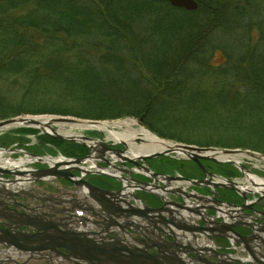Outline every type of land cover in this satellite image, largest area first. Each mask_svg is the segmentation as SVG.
I'll return each instance as SVG.
<instances>
[{"label":"trees","instance_id":"obj_1","mask_svg":"<svg viewBox=\"0 0 264 264\" xmlns=\"http://www.w3.org/2000/svg\"><path fill=\"white\" fill-rule=\"evenodd\" d=\"M197 1L198 9L188 11L168 0H0V120L135 116L161 137L248 148L264 127V56L234 38L253 24L255 45L264 49V28L257 19L249 29L244 20L234 28L223 19L256 18L251 2L235 0L229 12L230 0ZM239 39L251 44L247 34ZM216 50L225 57L219 65ZM198 72L213 85H191Z\"/></svg>","mask_w":264,"mask_h":264},{"label":"flooded vegetation","instance_id":"obj_2","mask_svg":"<svg viewBox=\"0 0 264 264\" xmlns=\"http://www.w3.org/2000/svg\"><path fill=\"white\" fill-rule=\"evenodd\" d=\"M58 130L60 131L59 128ZM3 132L4 131L0 132V134ZM13 133L24 134L26 132H6L8 140H13ZM72 134L78 135V133ZM84 135L92 139L101 140L86 134ZM40 137L41 138L37 139L36 142L32 143L40 150H33L31 149L32 147L25 148L23 145H18L16 140L13 141L14 143L11 142L12 144L8 146L0 147V149H4L0 150V169H7L8 167L1 159L8 160L15 157L14 159L23 160L26 157L23 153L24 151L35 154H49L50 151L53 150L58 152L59 155L62 154L63 156L70 157H86L90 154L89 148L81 143L57 140V138H49L47 135H41ZM16 138L20 139V137ZM51 139L63 143L59 144ZM106 144L109 149L107 151L109 156L113 154L110 151L121 149L114 147L111 142ZM74 145L84 146L86 148L85 152L78 150L80 154H71L75 153L77 150L72 149ZM17 146L19 147L17 148ZM55 155H57V153H55ZM171 160L179 161L180 165H177V163L173 165ZM99 162L103 168L108 169V172L109 170L113 171V173H115L114 176L118 174L121 179H118V176L109 178V176L88 173L81 178V181L85 183L89 181L105 190L106 193L115 195L113 200H117L118 192L122 189L124 182L130 184L133 182L130 180L132 178H137L144 182L152 180V176L133 175V165L128 164L123 166L115 159L113 160L114 163L112 164L130 171V173H128L111 168L105 161ZM146 162V167L148 163L151 169L153 167V170H150L152 174L156 173L159 176L160 174L177 176L175 174L178 173V176L182 178L193 180L191 183L183 180L177 185L178 187L180 186L179 189L182 191L183 198L176 195H172L171 198L172 200H178L181 204H184L186 210L190 206L197 210L199 215H195L194 219L199 228L207 235L211 236L212 239L216 240L215 251L206 250L204 255L205 262H198L197 264H215L221 260L229 261L231 264H264V188H260L258 191L244 190L242 189L243 185H241L243 181L234 180L236 178L231 174L225 173L222 168L223 165L224 167L230 165L238 168L242 173L240 167L211 159H201V164H199L194 160L188 159L184 155L175 157L171 154L150 158V160H146ZM32 164L35 168H44L46 166L37 162H33ZM246 169L248 170L247 172H250L248 168ZM74 173L78 174V171H74ZM218 173L224 175H219ZM242 175L245 176L243 173ZM2 176L3 179H5V176L9 175L4 174ZM232 183L236 184L238 188L245 193L241 194L236 192L231 186ZM0 184H3L1 179ZM135 184L137 185V183ZM35 188H39L42 191L35 190ZM76 189V186L67 180H45L33 183L30 187L21 190L22 193L29 196V199H11V191L3 185L0 186V230L9 229L10 231H17L18 234L20 233L18 236L22 237H39V240L41 237L44 238L37 243L34 242L35 244H32L30 248H26L24 245L29 242L25 241L24 238L22 240H17L18 244L21 246L16 244L13 245L9 243V238H5L4 232L0 233V264H106L108 260H111V256H107L106 254L88 255V253H85L86 247L89 246L85 239L75 244L61 237H56L58 231L55 229H59V233L68 234L71 231L76 233L72 229L74 228L72 227V223L54 222V218L58 214V211H64L56 205V200L54 198L58 197L61 201L63 198L65 201L69 200L80 195V192H76ZM45 192L51 194H45ZM57 192H61L63 196L68 198L58 196ZM135 192L147 205H159V203L154 202L155 198L150 194L138 189ZM42 199H45L46 202H43ZM11 207H16L17 209H12ZM99 212H101V210H99ZM73 215V213H70L69 218ZM23 219L28 220L29 225H22L21 221ZM79 224V222H76L75 228L78 227ZM58 225L59 227H57ZM146 228L155 229L153 225L149 224ZM224 230H226V232ZM81 232L85 233L84 230H80L78 234H82ZM48 236H52V238ZM224 236L227 237L228 240H226ZM246 237L250 238L252 244L250 242H248V244L246 243L247 240L244 239ZM103 238V236L96 237L94 245L98 250L106 249L107 246H109L108 244L114 243V241L111 242ZM142 241H145L144 243L146 244L150 243L145 239ZM65 243L68 245L66 246ZM114 245H118V247L121 246H119L117 242L114 243ZM254 245L257 247V251L254 249L250 250L249 255L251 258L248 259L247 251ZM78 246L79 249L77 248ZM150 251L152 253L157 252L153 249ZM191 256L196 258L197 254L192 253Z\"/></svg>","mask_w":264,"mask_h":264},{"label":"water","instance_id":"obj_3","mask_svg":"<svg viewBox=\"0 0 264 264\" xmlns=\"http://www.w3.org/2000/svg\"><path fill=\"white\" fill-rule=\"evenodd\" d=\"M169 2L175 7L186 8L188 10H196L199 7V3L197 0H169ZM82 121L83 120H78L77 118H74V117L54 116L51 120V123L46 124L47 127L51 128V130L53 131L52 133H50L47 130V128L42 127L40 125L41 123L36 118L21 116V117H14V118L0 121V132H2L3 130L4 131L10 130L11 128H16V127H34V128L42 127L41 128L42 134L52 135L54 138H57L59 140L73 141V142H78L83 145H86L90 150V154L88 156L90 160L93 158H96L98 160L101 159L105 161L106 163H108L113 169L130 173V171L124 168H121V167H117L115 164H112L114 163L113 162L114 159L118 161L119 163H121L123 166L126 165V161H127V162L132 163L134 168L138 170L148 171L151 174L150 170L146 168V166L141 165L137 162V160L139 159L129 157L125 154V151L128 149V145L126 144L125 141H120V143H122L125 146L124 150L120 149V150L110 151L115 155L113 157H112L113 154L109 156L111 159H113L111 160L105 157V154L107 153L109 149L107 148L106 146L107 142L104 139L96 140V139L89 138L85 136L84 134H80V135L64 134L63 135L62 133H59L60 131L58 132L56 128L52 126L53 125L52 123H77V122H82ZM87 121L90 123L100 122V121H94V120H87ZM174 146L177 150L182 152L181 155H184L188 159L194 160L199 164H201L200 162L201 159H211L217 162L230 163V164H234L240 167L244 175H246L248 170L246 169V167L244 166L242 162L238 163L237 161H235L234 159L230 157L228 159H220L217 154L223 153L226 155H233V154H237L240 152H246L251 155H256L255 152H252L250 150L244 151V150H239V149L201 147V146H195V145L185 144V143H174ZM0 150H4V149H0ZM175 152L174 150L169 149L164 152H154L151 154L149 153L143 156L141 160L146 161L148 158H155V157H159L162 155L163 156L169 155ZM23 153L27 157L36 158L33 160L46 161L48 163V168L45 170H42L41 172H34L30 170L27 171L21 167H15L12 169H0V174H7L13 177V179L9 180V182H20L21 181L23 183H26L30 181V179L32 178H36L40 180L42 179L41 176H53V177H59V178H66L70 180V174L69 173L63 174L61 172L62 171L61 169L63 168H60L59 166L60 165H71L72 168H68L70 170L69 172H72V171L81 172L83 170L77 166H74V163L80 162L83 159H87V158H83V159L79 158L76 160V159H69V158L66 159L64 157L61 160L60 159H46L43 156H38L30 152L24 151ZM112 172L113 171L110 172V175L112 177L118 176V174H116L117 176H114V173ZM152 175H153V178H155V180H158V176H159L158 174L154 173ZM33 176H36V177H33ZM17 177H20V178H17ZM162 178L165 179L166 181H164L161 186L155 185L154 187L156 189L160 188L162 191H165L167 193L179 195L180 197H182L183 195L181 193L182 191L179 189L180 186L179 187L173 186L171 181L174 179H179L182 181L186 180L188 182H191V181L193 182V180H187L180 176L162 175ZM118 179H121V177L118 176ZM130 180L133 182L130 184H127L126 182H124L122 189L118 192L117 200H113L112 205L114 207L110 206V208H108V216L110 218H113L114 216L121 218L125 214V218H128V219L130 218L133 219L135 215L139 216L142 219V225L144 227V231L141 233L143 234V237H146L145 240L150 242L149 244L144 243L145 241H142L143 238H139L138 241L140 242L142 241V243L144 244L140 247H133V246L128 247L126 245H121L120 243L125 244V242L121 240V237L113 238L111 236L112 230H109V229H105L104 230L105 232H101V234L99 233L98 235L103 236L104 237L103 239L105 240L107 239L108 241H111V242L114 241V243L117 242L119 246L121 245L120 247L112 248L110 246H107V249L98 250L97 247L94 245V243L96 242V237H95L96 235L92 234L93 232H85V233L81 232L82 234H78V233H74L71 231L70 233L65 234V233H59V229H55L58 231V235L56 237H61L65 239L66 241L73 242L75 244L85 239L89 245L88 247H86L85 253H88V255H94V254H100V253L104 255L106 254L107 256H111L110 257L111 259L115 260L117 263H120V264H125V263L126 264H187L190 260H193L190 262H195V263L205 262L204 255H205V251L208 250V248L197 249L196 247H194V245H192L189 239L186 241H182L179 234H176L175 232L176 228H182L184 232L189 231L190 232L189 235L194 236V230H196V228L182 224L180 220L177 219L175 211H173L171 208H168L166 206L167 202L165 201L164 196H162L159 192L150 191L149 189L146 188V185H150L149 183L141 182L138 179H134V178ZM135 183H137V185ZM231 186L236 192H239L241 194L245 193L241 191L236 184L232 183ZM137 189L138 190L140 189L148 190L149 192H152L159 198L163 199V201L165 202V205L160 208L152 207L147 204L143 205L142 207L136 206L135 204L131 203L132 199L135 200L137 203L141 202L144 204V201L135 192ZM13 195L21 196L22 193L16 192ZM126 196L130 197V199L126 200L124 198ZM168 203L172 204L176 208H180L181 210L186 209L184 207V204H180L179 202L170 201ZM116 205L117 207H115ZM178 213L180 214V211ZM155 214H158L160 217H162L160 222L156 221ZM172 217L174 218V220L172 219ZM28 223L29 221L27 220H22L21 222V224H24V225ZM148 224L153 225L155 229L146 228ZM118 226L119 228H121L123 232H127L130 228H132V222L126 220V224L119 223ZM224 231L226 232V230ZM102 233H106V234H102ZM113 233L117 234L116 230H114ZM90 234H92V237L89 238ZM5 236H4L5 238H8L6 234ZM182 236L186 237V234H183ZM48 237L52 238V236H48ZM23 238L25 241L29 242L24 245V247L26 248H30L32 244H35L34 242L37 243L41 239H44L41 237L39 240L38 239L39 237L29 238V236H26ZM244 239L247 240L246 243L248 242L252 243L250 241V238L246 237ZM17 240L19 239L17 238V236H15V238H13L12 241L10 240L8 241L9 243H14L13 245L15 244L19 245ZM114 243H110L108 245H114ZM65 244L66 246L68 245L67 243ZM77 248L79 249V246ZM149 249H156L158 252L157 254L154 255V254H151V252H149ZM192 253H196L197 257L196 258L192 257L191 256ZM221 261L215 264H230V262L226 260L222 262Z\"/></svg>","mask_w":264,"mask_h":264},{"label":"bare ground","instance_id":"obj_4","mask_svg":"<svg viewBox=\"0 0 264 264\" xmlns=\"http://www.w3.org/2000/svg\"><path fill=\"white\" fill-rule=\"evenodd\" d=\"M183 9L188 10L186 8H183ZM188 11H195V10H188ZM37 115H39V116H31L29 114H25V115H20L17 117H21V116L34 117L41 123L40 125L42 127L47 128V130L50 133H52L53 131L51 130V128L47 127L46 124L51 123V120L54 116H44L42 114H37ZM94 121H100V122L90 123L88 121L87 122L82 121V122H77V123H52L53 124L52 126L54 128H56V130L58 132H59V130H58V128H59L60 129L59 133H62L63 135L64 134L71 135L73 132H71L70 130L71 129L76 130L77 128L83 132L85 130H89V129L90 130L94 129V130L103 132L105 134L104 140L107 143H110L112 141H115L117 143H119L120 141H125L126 144L128 145V149L125 151V154L129 157L137 158L139 160H141V158H143V156H145L149 153L151 154L154 152H164V151L169 150V149L174 150V152L176 151L175 154L177 156L182 154L181 151H179L175 148L174 143H170V142L168 143L164 139H161L156 134H154L149 129H147L145 126H143L141 121H137L134 119L115 121V122H103L101 120H94ZM42 127H39V128L37 127V129L40 130V133L42 131L41 130ZM36 133H39V131L37 130ZM45 135L49 136V138H51V137L54 138L52 135H48V134H45ZM78 135H80V134L78 133ZM62 141H66V140H62ZM228 149H231V148H228ZM217 155L220 159H228L230 157V158L234 159L235 161H237L238 163L242 162L245 158H256L257 161H259L261 164L264 163V155H260L257 153H256V155H251V154H248L246 152H240V153L233 154V155H226L223 153H218ZM113 156H115V155L113 154L112 157ZM105 157L109 158V153H106ZM83 158H87V156L81 157L80 159H83ZM54 159H56V158H54ZM1 160L4 161L7 166L9 163L14 164V165L17 164L16 161H8L7 159H5V160L1 159ZM76 160H77V158H76ZM99 160L103 161L101 159H99ZM25 161H30V160L27 159ZM83 161H88V162L94 163L90 159H86V160L83 159L80 162L74 163V165L78 166ZM14 165H9V167L15 168ZM89 165H91V164H89ZM93 165H95V164H93ZM69 167H71V166H69ZM62 173L66 174V172H64V171H62ZM79 180H81V179H79ZM177 181H181V180L174 179V180H172V183H176ZM241 185H243V187L242 186L241 187L244 190L258 191L260 188H264V178L263 177L261 178L258 175L253 174L252 172H247L245 175L244 182L241 183ZM260 186H262V187H260ZM78 188H80V187H78ZM35 190H38L40 192L42 191L39 188H35ZM77 191L80 192V195L75 196V197H73L69 200H66V201L64 198L62 199V201L58 197L54 198L56 200V204L62 203V204H58V207H60L64 210V211H58V214L54 218V222L55 223H66L67 222L68 223L70 213H73L74 215L72 217H70L69 223H72V225H73L72 227H74V228H75L76 222L80 223L79 226L76 227L75 229L72 228L73 231H75L76 233H80V230L84 229V228H86L90 231L92 229V226H94L95 224H104L105 223L104 221L89 219L88 217L92 214H95L96 213V205L99 204L100 202H105V200L107 198L102 196V195H93V196L83 195V193L80 189H76V192ZM57 194H58V196L66 197V196H63L61 194V192H57ZM66 198H68V197H66ZM124 198L126 200L130 199V197H127V196ZM154 202L159 203V205H161L163 203V199L155 198ZM131 203L136 204V206H140V207H142L143 205L146 204L145 202H144V204L141 202L137 203L133 199L131 200ZM180 215H188V216L194 217L195 215H199V212L190 206L189 208H187V212H185V213L180 212ZM155 216H156L155 217L156 221L160 222L162 217H160L158 214H155ZM172 219L174 220L173 217H172ZM117 228H119V227H117ZM2 232H4L7 235V237L10 239V241H12V239L15 238V236H17V238L21 239V240L23 238L22 236H18V235H20V233L18 234L17 231L15 232V231H10L9 229L8 230L7 229H1L0 233H2ZM175 232H176V234H180L181 236L184 234V231L182 228H176ZM206 236H207V241H205V242H203L204 238L201 237V235H199V234H196L192 237L189 236V238L194 239V241L198 242L200 245H203L206 243H209V246L215 245L214 242H216V240L212 239V237L207 235V234H206ZM11 244H14V243H11ZM252 249L257 251V247L255 245L252 246L247 251L248 252L247 258L248 259L251 258V256L249 254H250V250H252ZM190 261H193V260H190ZM190 261L187 264H197L195 262H190Z\"/></svg>","mask_w":264,"mask_h":264},{"label":"rangeland","instance_id":"obj_5","mask_svg":"<svg viewBox=\"0 0 264 264\" xmlns=\"http://www.w3.org/2000/svg\"><path fill=\"white\" fill-rule=\"evenodd\" d=\"M169 1V0H168ZM231 2H230V5L227 7V6H225L226 8L225 9H227V8H229V12H230V9H234L235 7V0L233 1V0H230ZM242 1H245L246 2V5H248L250 2L251 3H253L254 4V6H255V8L256 9H254V12L256 13V18L255 17H252V19L250 18V16H248V17H245L244 19H242L241 18V16H239V15H235V14H232V13H230V14H227V15H224L223 16V19H225L226 17L231 21V23L233 24V26H234V28H235V25H239V22L240 21H238V19L239 20H244V22H243V24H246L247 26H248V29H249V24H250V22L253 20V19H257L258 20V25H259V27L260 28H264V0H241V1H239L238 3H240V2H242ZM237 4V3H236ZM172 5V4H171ZM173 6V5H172ZM175 7V6H174ZM248 9V6H247V8L245 9V11ZM221 11V10H220ZM248 13V12H247ZM240 23H242V22H240ZM258 25H257V27H258ZM252 28L250 27V29H251V32H250V30H249V32L250 33H245V36H246V34L248 35V38H249V40H250V43L251 44H249V43H246L245 41H239L240 39H239V37H241V38H244L245 36H244V34L243 33H239V34H236L235 35V38H234V40L236 39L238 42H237V44H239V42H240V44H242L243 46L242 47H244V45H246V46H253V47H251V50L253 51V52H255L256 51V53L258 54V55H261L262 57L264 56V49L262 48V47H256V40H258V37H256L255 35H256V33H257V36L259 35V31H257V29H256V26L255 25H253L252 24ZM236 37H238V39L236 38ZM254 38V40L252 41V39ZM236 48L238 49L239 47L236 45ZM249 49V48H248ZM245 50H246V48H245ZM138 51H140V52H138ZM144 51V52H143ZM247 51V50H246ZM137 52H138V54H141V55H145L144 53L145 52H147L146 51V48H143V47H141V48H137ZM224 59H225V57H224V53L221 51V50H216L215 51V54H214V57H213V63L214 64H221V62L222 61H224ZM202 69H205L204 67H201L200 69H199V71L200 70H202ZM199 72H198V74H197V76L195 77V78H191V79H189V81H190V84L191 85H198L199 87H209V86H211V85H213V84H211V83H213V80H212V78L210 79V78H208V77H204L203 79H199L198 78V76H199ZM211 114H210V118H212V117H214L215 116V112L213 111V110H211V112H210ZM29 115H31V114H29ZM42 115H44V116H66V115H55V114H42ZM31 116H39V115H31ZM17 117V116H16ZM67 117H74V118H77L78 120H83V121H87V120H93V119H85V118H80V117H76V116H67ZM11 118H14V117H11ZM8 119H10V118H8ZM130 119H134V120H137V121H140L139 120V118H137V117H135V116H128V117H125V118H122V119H115V120H101V121H103V122H115V121H123V120H130ZM4 120H6V119H4ZM0 121H2V120H0ZM142 123V122H141ZM142 125L143 126H145L147 129H149L146 125H144L143 123H142ZM22 127H16V128H11L10 129V131H12V132H16V131H19L18 129H21ZM26 128H31V127H26ZM33 128V127H32ZM264 127L262 126V130H260L259 132H258V134L259 133H261V134H259V135H255V136H252L251 137V140H250V144H252L251 146H249L248 148H242V147H224V146H216V145H210V144H208V146L207 145H197L196 143H189V144H191V145H195V146H201V147H217V148H231V149H239V150H250V151H252V152H256L257 154H260V155H264V151H262V149H264V147H263V145L261 144V143H259V142H264V135H263V133H262V131L264 132V129H263ZM33 129H35V128H33ZM70 129V128H69ZM35 130H38L39 131V133H34V131H31L30 133H24V134H12L13 135V140L11 141L10 139L8 140L7 139V134H6V132H10V131H4L2 134H0V147H5V146H8L9 144H12L11 142H13V141H15L16 140V142H18V145H23V146H25V148L26 147H32L31 149H33V150H40V149H38L37 147H35L32 143L33 142H36L37 141V139H39V138H41L40 136L42 135V133H40V130L39 129H35ZM151 132H153L154 134H156L154 131H152L151 129H149ZM185 131H187V129H184ZM206 130H208L209 131V129H206ZM71 132H73V133H84V134H86V135H88V136H91V137H95V138H97V139H104L105 137V134L103 133V132H100V131H97V130H94V129H92V130H85L84 132L83 131H80L78 128L76 129V130H74V129H71L70 130ZM183 131V130H182ZM197 133H199V132H197ZM157 135V134H156ZM252 135V134H251ZM158 137H160L161 139H164L166 142H170V143H185V142H182L181 140H177V139H171V138H166V137H161V136H159V135H157ZM199 136V135H198ZM16 137H20V139H18V138H16ZM200 138H201V136H199ZM203 138L202 139H204V141H207V140H210V139H213V137H207V136H202ZM196 138V137H195ZM196 139H198V137L196 138ZM252 139H255V140H253L252 141ZM14 143V142H13ZM113 143V144H112ZM111 144L114 146V147H116V148H121L122 150H124L125 149V146L122 144V143H117V142H115V141H112L111 142ZM185 144H187V143H185ZM249 144V145H250ZM28 145H30V146H28ZM19 146H17V148H18ZM251 147V148H250ZM253 147H255V149L253 148ZM69 149V148H68ZM80 151H78V150H76V152L75 153H71V154H80L79 153ZM55 153H57V155H55ZM44 154V153H43ZM44 155H46V157L49 159H52V158H56L58 155H59V153L58 152H56V151H50V153L48 154H44ZM171 155H173V156H175V157H178L175 153H171ZM50 156V157H49ZM15 158V157H14ZM13 157L11 158V159H14ZM109 159H111L110 157H109ZM15 160H17V161H20V159H15ZM111 160H113V159H111ZM147 160H150V158H148ZM137 162L139 163V164H141V165H146V161H142V160H137ZM242 163L244 164V166L246 167V168H248L249 169V171L250 172H252L253 174H255V175H258L259 177H263L264 178V163H260L259 161H257V159L256 158H245L243 161H242ZM128 164H130V165H133L132 163H130V162H127L126 161V165H128ZM259 164V165H258ZM30 165V164H29ZM149 167V163H148V165H147V168ZM222 168L223 169H225V168H227V167H224V165L222 166ZM235 168V169H234ZM232 170H234L235 171V174L233 173V174H231V175H233L236 179H234V180H240V181H243L244 182V179H245V176H243L242 175V173H241V171L238 169V168H236V167H234ZM149 170H153V167H152V169L149 167L148 168ZM140 171L141 172H143V173H145L144 171H142V170H137V169H134V174L133 175H140ZM219 175H224V174H222V173H218ZM175 175H177L178 176V173L177 174H175Z\"/></svg>","mask_w":264,"mask_h":264}]
</instances>
